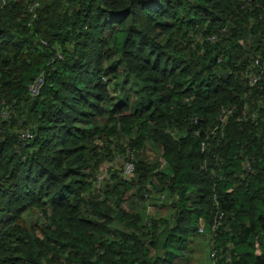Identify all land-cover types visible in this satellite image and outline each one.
<instances>
[{"label": "trees", "instance_id": "obj_1", "mask_svg": "<svg viewBox=\"0 0 264 264\" xmlns=\"http://www.w3.org/2000/svg\"><path fill=\"white\" fill-rule=\"evenodd\" d=\"M257 57L264 0H0V264H264Z\"/></svg>", "mask_w": 264, "mask_h": 264}, {"label": "built area", "instance_id": "obj_2", "mask_svg": "<svg viewBox=\"0 0 264 264\" xmlns=\"http://www.w3.org/2000/svg\"><path fill=\"white\" fill-rule=\"evenodd\" d=\"M35 5H36V3H33L32 5H30V9H33V8L35 7ZM210 39H212V37H210ZM254 64H255V66H259L260 68H262V65H263V67H264V59H260L259 57H257V58H255V60H254ZM246 72H247V74H249V78H250L249 81H250V84H251V85L254 84V83L257 81V76H256L255 72H253L252 70H250V71H246ZM43 84H44V74H43V73H40V74L37 75V76L34 78V80L29 84V86H28V91H29V93H30L31 95H37V94L40 92V90H41ZM2 116L7 117L8 114L5 113V112H3V113H2ZM23 136H27V137H29V136H31V135H30V133H28V132H24V133H23ZM160 160H161L162 164L164 165L165 161H164L163 159H160ZM127 162H128V161H127ZM132 170H133V164H132L131 162L127 163V165H126V169H125V170L123 169V171H122V175H121L122 178H125L126 175H129V173H130ZM105 176H107V173H106ZM105 176H104V177H105ZM100 179H101V176L98 177L97 185H100V183H101V180H100ZM202 228H203V221L200 220V223H199V230L202 231Z\"/></svg>", "mask_w": 264, "mask_h": 264}, {"label": "rangeland", "instance_id": "obj_3", "mask_svg": "<svg viewBox=\"0 0 264 264\" xmlns=\"http://www.w3.org/2000/svg\"><path fill=\"white\" fill-rule=\"evenodd\" d=\"M126 82V81H125ZM148 155H149V159H153V160H156L158 163H159V168L163 167L164 165L162 164L160 158L158 160V156L156 154V152L154 151L153 148H150L149 151H148ZM122 156H120L119 154H116V157L113 156V161H107V162H103L102 165H101V168L99 170H101V175H103V173H107L108 174V170H109V167L110 166H114V167H117L119 165V161L117 160L118 158L121 159ZM126 160L124 161L125 165H124V170L126 169V165L127 163H129L130 161V157L127 156V158H125ZM128 161V162H127ZM150 200L149 199H146V200H142L140 199V197H134L132 199V201L129 202V205L131 207H140L141 206V203L143 205L146 206L147 210L150 209L151 207L153 208V205L151 204V202H149ZM198 232H200L199 230V227H198Z\"/></svg>", "mask_w": 264, "mask_h": 264}, {"label": "water", "instance_id": "obj_4", "mask_svg": "<svg viewBox=\"0 0 264 264\" xmlns=\"http://www.w3.org/2000/svg\"><path fill=\"white\" fill-rule=\"evenodd\" d=\"M228 73H229V72H228L227 70H225V71H223V72L221 73V75L226 77V76L228 75Z\"/></svg>", "mask_w": 264, "mask_h": 264}]
</instances>
